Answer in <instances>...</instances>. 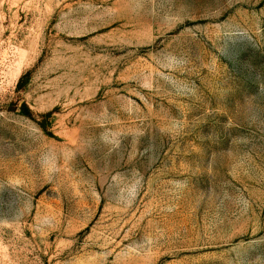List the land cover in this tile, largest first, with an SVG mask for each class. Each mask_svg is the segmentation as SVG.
<instances>
[{
  "label": "rangeland",
  "instance_id": "rangeland-1",
  "mask_svg": "<svg viewBox=\"0 0 264 264\" xmlns=\"http://www.w3.org/2000/svg\"><path fill=\"white\" fill-rule=\"evenodd\" d=\"M0 264H264V0H0Z\"/></svg>",
  "mask_w": 264,
  "mask_h": 264
}]
</instances>
